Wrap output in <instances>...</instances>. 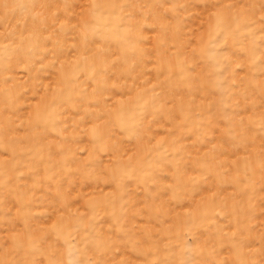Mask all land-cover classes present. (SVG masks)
I'll list each match as a JSON object with an SVG mask.
<instances>
[{
  "label": "rangeland",
  "instance_id": "1",
  "mask_svg": "<svg viewBox=\"0 0 264 264\" xmlns=\"http://www.w3.org/2000/svg\"><path fill=\"white\" fill-rule=\"evenodd\" d=\"M0 264H264V0H0Z\"/></svg>",
  "mask_w": 264,
  "mask_h": 264
}]
</instances>
